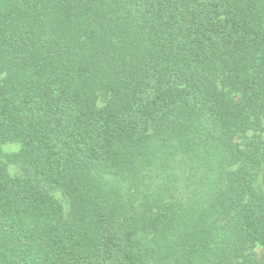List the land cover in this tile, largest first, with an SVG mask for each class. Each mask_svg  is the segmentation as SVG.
<instances>
[{"label":"trees","instance_id":"16d2710c","mask_svg":"<svg viewBox=\"0 0 264 264\" xmlns=\"http://www.w3.org/2000/svg\"><path fill=\"white\" fill-rule=\"evenodd\" d=\"M258 246L264 0H0V264Z\"/></svg>","mask_w":264,"mask_h":264},{"label":"rangeland","instance_id":"374dc122","mask_svg":"<svg viewBox=\"0 0 264 264\" xmlns=\"http://www.w3.org/2000/svg\"><path fill=\"white\" fill-rule=\"evenodd\" d=\"M15 149H16V148H15L14 146L7 147V150H9V151H13V150H15ZM253 251H254L255 254H257L258 256L264 258V247L258 246V247H256Z\"/></svg>","mask_w":264,"mask_h":264}]
</instances>
